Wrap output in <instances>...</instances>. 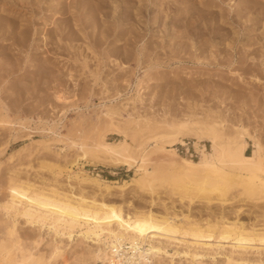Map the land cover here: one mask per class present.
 Masks as SVG:
<instances>
[{
    "label": "bare ground",
    "instance_id": "bare-ground-1",
    "mask_svg": "<svg viewBox=\"0 0 264 264\" xmlns=\"http://www.w3.org/2000/svg\"><path fill=\"white\" fill-rule=\"evenodd\" d=\"M46 1L0 0V48L5 56L12 54V45H24L32 36L36 40L35 36L41 35L40 29L36 27V31L32 26L37 22L36 15L47 7L44 6ZM62 3V7L58 3L56 7L48 6L56 8L53 12L52 8H46L52 13L49 14L52 15L50 18L56 14L59 16V13L63 16L59 23L56 19L54 21L58 25V28L55 26L58 32L52 30L58 34L55 35L58 36L56 43L63 42L78 25L87 28L96 23L104 27L109 23L110 16L113 18L112 24L114 22L122 28L116 32L121 41L129 31L123 27V14L127 17L124 20H129L126 23L132 27L130 35L135 44L142 35L138 25L141 22L139 16L146 9L153 11L155 8L160 23L170 15L168 10L171 8L181 13L178 22H175L178 35L169 30L164 32L173 43L169 44L165 40L157 43V47L162 48L174 46L177 52L196 48V42L186 39L192 40L193 36L206 37L203 39L204 47L200 45L206 50L213 42L214 36L211 34L219 33L225 38L230 31L224 25L233 24L231 20L238 24L247 14L252 15L246 21H253L256 25L264 20V0H148L147 3L144 0H70L68 5L67 0H64ZM71 3L76 4L73 9ZM12 6L21 11L25 9L32 16L20 23L17 18L19 15L8 12ZM109 11L114 13L108 15ZM192 24L197 25L194 29L192 27L194 32ZM207 25L209 29L214 27L208 31ZM76 30L71 34V41L74 40L72 35L75 36L77 32L80 35L85 31L79 33ZM101 31L99 34L103 33V29ZM108 31L106 28L102 37L107 36L110 33ZM79 35L75 40L80 39L81 36L77 38ZM50 37L42 36V39L48 44L52 40ZM184 38L183 45L177 42V39ZM200 38L195 37L199 41ZM237 39L232 38L228 46L232 47ZM263 40L262 35H258L248 47ZM90 47L88 45L86 49L91 50ZM227 51L223 49L220 54L228 56ZM112 52L115 54L117 50L115 52L113 49ZM140 55L145 56L143 53ZM195 59L199 61L201 58L197 55ZM247 59L244 57L240 62L247 64ZM94 70L96 85L99 70ZM238 75L242 78V75ZM106 92L109 93V90ZM139 93L135 97L131 96L134 105L137 100H144ZM119 102L105 104L101 109L102 116L109 124L108 131L117 135V138L109 140L108 134L102 132L98 138H92L93 142L79 137L69 143L77 151V160L134 170L132 183L140 197H149L146 200L148 207H133L132 201L126 199L118 202L104 197L88 198L86 194L77 196L72 190L60 192L56 187L38 186L20 177L19 168L9 169V176L3 186L7 195L0 201V264H52L59 259L66 262L67 249L75 237L93 245L77 252L86 259L82 264H97L98 261L103 264H264V134L258 135L256 130L246 125L248 122H242L244 119L230 120L221 110L206 107L208 109H198V112L200 106L197 102H188L187 110L181 115L164 114L161 117L141 113L136 108L131 112L130 101ZM7 118L4 115L0 119V126L8 124L12 130L16 122ZM59 137L37 140L34 150H50L53 145L63 141ZM187 139L197 140L198 159L193 155L182 156L178 152L177 146H186ZM251 141L254 145L250 152ZM41 166L54 168L50 163ZM58 174H62L61 169ZM96 184L100 185V182L96 180ZM105 185L106 191L112 190L111 185ZM128 185L125 182L120 188L124 190ZM231 205L235 206L232 212L226 209ZM156 207L161 210H156ZM208 211L211 216L204 217ZM196 213L200 215L198 218ZM232 213L234 220L229 216ZM243 214L252 216L254 220L248 223L242 221ZM21 219H24L25 224L37 227L39 232L47 231L52 235L49 251V248L40 247L44 241L41 233L34 237L20 233L18 225ZM80 254L76 257H80Z\"/></svg>",
    "mask_w": 264,
    "mask_h": 264
},
{
    "label": "rangeland",
    "instance_id": "rangeland-1",
    "mask_svg": "<svg viewBox=\"0 0 264 264\" xmlns=\"http://www.w3.org/2000/svg\"><path fill=\"white\" fill-rule=\"evenodd\" d=\"M56 1L47 0L44 6H47L49 10L53 9V12L54 9L56 10L54 7L63 6L64 0ZM147 1L144 0V3ZM69 2L70 0H67V5ZM74 4L71 3L72 9L76 5ZM48 6L54 7L51 9ZM46 8L44 7L43 11L36 15L37 18L33 15L38 23L36 22L32 27L34 30L36 27L41 30H38L41 35L35 36L36 40H33L32 36L24 45H12L11 55L5 56L0 48V114H3L0 119L6 115L9 120L16 122L12 130L9 129L8 124L0 126V201L7 195L4 185L9 176V169L17 167L20 170V177L38 186L56 187L60 192L72 190L73 194L77 196L86 194L88 198L96 196L97 199H101L104 197L109 201L118 202L122 199L131 200L133 207L145 206L146 208L149 205L146 201L149 197H140L136 192V187L132 183L134 170H128L127 167L105 166V164L94 165L88 161L77 160V151L69 143L79 137L93 142L94 136L98 138L102 132L108 134L109 140L117 138V135L108 131V121L104 119L101 112L103 105L111 102L130 101L129 110L131 112L135 111L133 108H136L141 113L158 117L164 114L181 115L187 110L188 102H197L198 107L200 106L197 110L202 111L206 107L221 110L230 120L244 119L242 122H248L246 125L253 131L256 130L258 135L264 134V40L253 47H248L258 35H262L264 39V20L260 25H256L253 21H246L252 15L247 14L248 17L245 15L243 21L239 20L238 24L231 20L233 24L224 25L230 31L225 38L221 34L218 35L219 33H215L217 36L211 34L212 37L214 36L213 42L206 50L202 48L204 47L203 39L205 40L206 37H199V41L196 40L199 39L197 36H193L192 40L186 39L188 42H196V48L191 47L188 52H177L174 46L171 48L157 47L159 45L157 43L163 40L168 41L169 44L173 43V40L168 39L169 35L164 34L166 30L176 35L179 33L175 22H178L181 13L175 8L168 10L170 15L163 20L164 23L161 21L163 24L160 23L159 18L157 19V14H159L157 8L153 11L146 9V14L138 18L141 20L138 24L140 27H138L142 35L140 34L141 39L139 38L135 44L130 35L132 27L126 23L129 20L125 21L127 17L123 14V17L121 16L125 24L123 27L128 28L129 31L124 33V39L121 41L116 32L122 28L117 27L114 22L112 24L113 18L110 16L111 22H106L108 23L106 26L92 23L90 25L92 27H87V29L80 25L82 26L81 31L78 25L79 27L75 28L78 29L76 31L82 33L85 29L84 33L79 35L77 32L75 36L72 35L74 40L71 41V34L75 31L72 29L73 31L68 33L70 35L67 34L64 39V43H56L58 36L55 35L58 34H55V31L58 29L55 30V26L58 28V25L54 21L56 19L59 23L63 16L59 13V16L56 14L58 18L56 16L50 18L52 15L49 14L52 13ZM8 9H10L8 12L20 16L17 17L20 23L24 20L26 22L32 16V13L26 12L25 9L22 10L23 12L14 6ZM19 12L23 13V17ZM113 13L109 11L108 15ZM4 15L7 14L4 13ZM87 16L89 18L90 14ZM45 18L48 24H45L47 22ZM196 26L194 24L191 29ZM105 27L109 30L107 33H111L105 36L107 38L102 37L105 34ZM206 27L210 31L214 25L210 29L209 25ZM48 29H51V32ZM53 29L55 31H52ZM102 29L103 33L99 34ZM193 29L192 32H194ZM192 32L190 30V33ZM77 35H79L77 38L81 37L75 40ZM42 36L50 37L52 40L48 42L53 43L47 44ZM236 37L238 39L232 47L230 46V49L228 45L232 38ZM100 38L103 40L100 41ZM184 40L185 38L177 39V42L182 44ZM1 44L2 41H0ZM87 44L91 46L92 52L86 49ZM178 44L177 48H179ZM111 49L117 52L113 54ZM223 49H228L227 53L232 55L228 57L229 54L228 56L225 53L220 54ZM141 53L145 56L140 55ZM146 53H149L151 57ZM193 54L200 56L201 59L196 61ZM244 57L248 58V63L243 65L240 61ZM93 70L97 72L99 70V81L96 85H94ZM238 74L242 75V78ZM103 92L108 95L105 96ZM138 92H141L139 94H142L140 96H143L144 100H137L134 105L130 99L133 98L131 96H137ZM18 121L21 122L17 123ZM55 136H60L59 138L63 141L53 145L50 150L45 149L39 152L34 150L37 140ZM196 142V139H187L186 146H177L178 152L182 156L193 155L198 159L199 151L196 148ZM253 145L251 141L250 152L253 150ZM13 155L15 156L10 159ZM45 163H50L54 168L41 166ZM60 169L62 174L56 175ZM96 180L100 182V185L96 184ZM125 182L130 185L122 190L120 186ZM105 184L111 185L112 190L106 191ZM212 208L215 209V206ZM155 209L161 210L160 207ZM226 209L232 212L235 206H227ZM208 212L203 216H211L210 211ZM196 215L197 218L200 216L198 213ZM229 216L231 220L235 219L233 213ZM241 220L248 223L254 218L243 214ZM18 226L23 235L34 237L41 233L44 236L41 249L49 248L47 251L50 250L51 234L47 231L39 232L37 227L25 224L24 219H21ZM91 246H93L92 243L86 244L75 237L74 242L67 249V261L59 259L53 261L52 264H82L86 259L80 253H78L80 257L77 258V252L89 249ZM97 264H103V262L98 261Z\"/></svg>",
    "mask_w": 264,
    "mask_h": 264
}]
</instances>
